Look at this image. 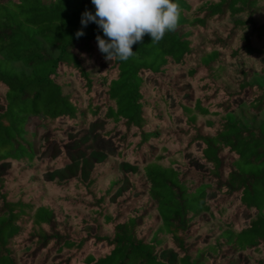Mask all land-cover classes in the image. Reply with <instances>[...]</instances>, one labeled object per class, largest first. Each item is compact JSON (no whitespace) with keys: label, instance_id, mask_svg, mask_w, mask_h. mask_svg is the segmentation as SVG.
Masks as SVG:
<instances>
[{"label":"trees","instance_id":"16d2710c","mask_svg":"<svg viewBox=\"0 0 264 264\" xmlns=\"http://www.w3.org/2000/svg\"><path fill=\"white\" fill-rule=\"evenodd\" d=\"M175 2L112 62L91 0H0V264H264V0Z\"/></svg>","mask_w":264,"mask_h":264},{"label":"clouds","instance_id":"9594fccd","mask_svg":"<svg viewBox=\"0 0 264 264\" xmlns=\"http://www.w3.org/2000/svg\"><path fill=\"white\" fill-rule=\"evenodd\" d=\"M91 3L95 14L85 11L81 25L87 27L93 22L102 29L108 40L97 35L98 48L112 62L133 57L132 46L142 42L145 34L151 36L152 43H158L166 32L176 31L182 11L175 0H91ZM83 35V31L76 33L77 38Z\"/></svg>","mask_w":264,"mask_h":264},{"label":"rangeland","instance_id":"374dc122","mask_svg":"<svg viewBox=\"0 0 264 264\" xmlns=\"http://www.w3.org/2000/svg\"><path fill=\"white\" fill-rule=\"evenodd\" d=\"M262 78H263V76L258 75V74H254L251 76V80L254 82H260L262 80ZM237 114L242 119L243 122H250L251 121V122H255L256 124H258L264 117V113H262L260 115H255V114L251 113L250 111H248L247 109H239L237 111ZM26 128L30 132H34L36 134V137L34 140V146H35V149L37 150L38 139L43 132L41 125H40V118L30 117L29 120L27 121ZM95 158L97 159L98 157L95 154H93L89 159H86L82 162V175H83L84 179H86L88 177V167L93 162V160ZM56 174L64 177V175L66 173L64 170H62L60 172H57Z\"/></svg>","mask_w":264,"mask_h":264}]
</instances>
